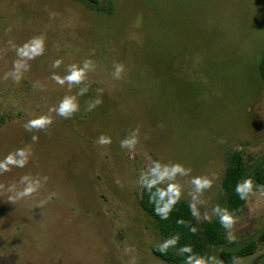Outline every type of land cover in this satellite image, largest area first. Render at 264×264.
I'll list each match as a JSON object with an SVG mask.
<instances>
[{
    "label": "rangeland",
    "instance_id": "1",
    "mask_svg": "<svg viewBox=\"0 0 264 264\" xmlns=\"http://www.w3.org/2000/svg\"><path fill=\"white\" fill-rule=\"evenodd\" d=\"M263 47L264 0H0V264H165L154 184L231 218L195 263L226 264L264 229V188L228 213L220 185L264 160Z\"/></svg>",
    "mask_w": 264,
    "mask_h": 264
},
{
    "label": "trees",
    "instance_id": "2",
    "mask_svg": "<svg viewBox=\"0 0 264 264\" xmlns=\"http://www.w3.org/2000/svg\"><path fill=\"white\" fill-rule=\"evenodd\" d=\"M96 3L97 0H77ZM92 7V6H91ZM258 74L264 81V47L258 59ZM220 182L225 210L236 213L245 205L246 188H264V160L249 165L238 151H228ZM239 189V191H237ZM243 194V198H241ZM140 205L152 219L163 244H152L151 252L165 264H195L209 260L212 247L224 243L221 216L199 223L195 219L192 205L172 196L158 184L151 186L140 201ZM264 241V229L256 236L233 249L221 248L220 257L226 264L235 258L255 252L258 242Z\"/></svg>",
    "mask_w": 264,
    "mask_h": 264
},
{
    "label": "clouds",
    "instance_id": "3",
    "mask_svg": "<svg viewBox=\"0 0 264 264\" xmlns=\"http://www.w3.org/2000/svg\"><path fill=\"white\" fill-rule=\"evenodd\" d=\"M120 71H121V66L117 65L116 66V74L118 75ZM133 143H134V140L133 141H122L121 142V146L123 147L125 145H128L129 147H131ZM178 170L179 169L176 168V167L173 168V172L178 171ZM148 186H150V185H148ZM200 186L201 185L198 183L197 187L199 188ZM202 186L206 187L207 186V181H205ZM30 191H32V189H27L26 188L23 192L18 193V195L27 196V195H29ZM237 191H239V189H237ZM241 198H243V194H241ZM221 220H222V223H224L225 227H227V226H229L231 224V218L229 216H227V215L222 217Z\"/></svg>",
    "mask_w": 264,
    "mask_h": 264
}]
</instances>
